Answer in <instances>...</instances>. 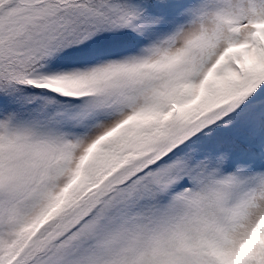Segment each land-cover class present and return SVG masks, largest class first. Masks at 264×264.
<instances>
[{"label": "snow or ice", "instance_id": "obj_1", "mask_svg": "<svg viewBox=\"0 0 264 264\" xmlns=\"http://www.w3.org/2000/svg\"><path fill=\"white\" fill-rule=\"evenodd\" d=\"M0 264H264V0H0Z\"/></svg>", "mask_w": 264, "mask_h": 264}]
</instances>
